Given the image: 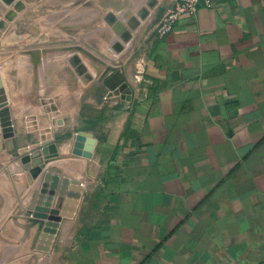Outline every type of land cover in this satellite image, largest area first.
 <instances>
[{"label":"crops","instance_id":"obj_1","mask_svg":"<svg viewBox=\"0 0 264 264\" xmlns=\"http://www.w3.org/2000/svg\"><path fill=\"white\" fill-rule=\"evenodd\" d=\"M104 87L49 163L57 264H264V0L203 1Z\"/></svg>","mask_w":264,"mask_h":264},{"label":"rangeland","instance_id":"obj_2","mask_svg":"<svg viewBox=\"0 0 264 264\" xmlns=\"http://www.w3.org/2000/svg\"><path fill=\"white\" fill-rule=\"evenodd\" d=\"M173 1L0 0V264H57L74 185L49 163L86 130L91 95L137 74Z\"/></svg>","mask_w":264,"mask_h":264},{"label":"built area","instance_id":"obj_3","mask_svg":"<svg viewBox=\"0 0 264 264\" xmlns=\"http://www.w3.org/2000/svg\"><path fill=\"white\" fill-rule=\"evenodd\" d=\"M202 1L207 2V0H174L159 20L156 33L164 36L172 31L182 17L196 13Z\"/></svg>","mask_w":264,"mask_h":264},{"label":"water","instance_id":"obj_4","mask_svg":"<svg viewBox=\"0 0 264 264\" xmlns=\"http://www.w3.org/2000/svg\"><path fill=\"white\" fill-rule=\"evenodd\" d=\"M201 3H203V1L201 2ZM117 93H118V91H116ZM79 138V137H78ZM39 145L38 144H36V145H33V146H27V147H24V148H22V149H20V153H25V152H28V151H30V149H33V148H36V147H38ZM47 150L48 151H51V152H56L57 153V150L55 151V147H54V145H52L50 148H48V149H44V152H47ZM55 153V154H56Z\"/></svg>","mask_w":264,"mask_h":264},{"label":"bare ground","instance_id":"obj_5","mask_svg":"<svg viewBox=\"0 0 264 264\" xmlns=\"http://www.w3.org/2000/svg\"><path fill=\"white\" fill-rule=\"evenodd\" d=\"M135 19H136V18H135ZM136 21H137V19H136ZM134 22H135V21H134ZM38 54H40V53L38 52ZM40 55H41V54H40ZM40 55H39V56H40ZM70 56H72V55H70ZM75 56H76V55H75ZM75 56H74V57H75ZM38 58H39V57H38ZM38 58H37V59H38ZM81 65H82V64H81ZM14 78H15V77H14ZM92 78L94 79V76H93Z\"/></svg>","mask_w":264,"mask_h":264}]
</instances>
